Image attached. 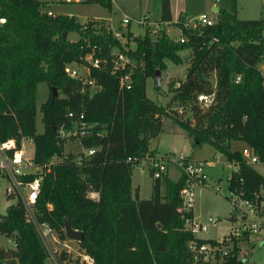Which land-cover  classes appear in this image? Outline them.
Here are the masks:
<instances>
[{
    "label": "trees",
    "instance_id": "16d2710c",
    "mask_svg": "<svg viewBox=\"0 0 264 264\" xmlns=\"http://www.w3.org/2000/svg\"><path fill=\"white\" fill-rule=\"evenodd\" d=\"M96 2L110 10V0ZM221 2L212 24L190 27L184 25L185 14L171 22L168 0H159L158 27L163 22L177 27L183 41L168 37L162 28L151 37L146 27L143 35L123 32L134 42L133 49L124 50L100 22L47 15L38 0H0V15L5 17L0 25V140L31 138L32 159L42 164L62 153L67 138H60L58 129L68 131L75 118L67 117V111L75 116L82 113L88 132L78 142L83 149H93L92 154L76 163L75 153H65L42 177L35 206L37 219L52 227L60 239L66 227L82 233L76 245L92 258V264H208L200 255L194 259L188 247L189 242L214 240L194 237L184 227L192 213L180 207L183 177H151L150 196L145 199H138L137 189L131 187L133 166L127 158L152 154L148 142L159 135L165 117L181 127L194 145L209 144L232 162L236 169L227 178L228 190L260 207L264 176L229 143L243 142L264 163V83L259 72L264 64V18L239 19L235 0ZM70 32L77 39H68ZM113 50L133 60L128 85L118 81L125 69L111 72ZM185 51V76L178 88L172 83L167 104L176 107L168 111L167 104L146 95V79L165 69L164 60L181 63ZM86 53L100 59L97 68L82 59ZM69 63L87 66L98 89L81 92L78 81L63 72ZM236 75L240 80L234 82ZM38 82H44L48 92L36 109ZM51 87L60 93L53 99ZM211 92L213 102L202 109L196 94ZM37 110L42 123L39 133L35 131ZM0 235L12 243L7 248L0 245V264L10 258L16 264L46 261L19 203L8 204L0 214ZM247 238L245 232L224 242L228 251L217 264H244L246 255L238 257V243ZM57 259L66 260V254L60 252Z\"/></svg>",
    "mask_w": 264,
    "mask_h": 264
},
{
    "label": "rangeland",
    "instance_id": "374dc122",
    "mask_svg": "<svg viewBox=\"0 0 264 264\" xmlns=\"http://www.w3.org/2000/svg\"><path fill=\"white\" fill-rule=\"evenodd\" d=\"M42 4V9H48L54 14H68L73 15L80 23L88 21H97L103 24L107 29L110 24L106 20L110 19L111 27L119 31H125V27H120V19L123 17L129 18L127 28L134 34L143 35L145 25L151 19L158 17V4L159 0H110V10L97 2L84 1V0H38ZM216 3L218 6L222 4L221 0H185V8L189 16H196L201 12H208V7ZM236 15L239 19H258L264 18V2L262 0H237L236 1ZM216 13V12H215ZM215 13H210V16L215 19ZM146 15L147 18L140 26L138 21ZM97 18V19H91ZM149 29L153 28V24L147 25ZM159 29V28H158ZM160 30V29H159ZM166 30V29H165ZM164 30V31H165ZM151 33V31H150ZM150 34L151 37L155 36ZM168 36L176 39L178 36L177 30L172 27L167 29ZM76 33L70 32L67 38L72 40L76 38ZM128 48V42L124 44ZM181 63H173L170 60H164L165 69L159 72V84L156 85L154 77L146 79L145 93L154 102L166 105L172 95V83L182 81L185 76V68L188 62V53H181ZM76 66V65H75ZM82 72V66H76ZM36 95V109L40 101H44L47 97V88L44 83L37 84L35 88ZM60 95L59 92H56ZM169 105V106H168ZM176 107L173 103L167 104V110ZM40 112L37 110L35 116V131H42V123L40 121ZM25 141V150L27 155L32 156L33 145L32 142ZM150 146L154 149L156 155H186L191 159L202 161V169L208 177V182L211 186L207 188L195 187L193 191V202L191 204V211L195 215V219L203 225H206V231L198 233V236L207 237L210 239H219L228 232L230 227L238 226L242 222L246 226L251 223L252 219L248 215L241 216L238 209L234 210L230 206L229 190L227 188V178L230 174L232 164L224 155L214 153L213 148L206 143L194 145L190 137L185 134L183 129L177 124L172 122L169 117L162 119L161 132L158 137L150 142ZM244 143L241 141H230L229 148L231 150H241ZM81 149L77 139L67 138L62 145V152L77 153ZM213 164L210 165L209 162ZM254 170L264 175V163L255 162L251 164ZM133 185H139V196L141 198H148L151 191V176L144 168L134 167L131 170ZM166 173L171 180L178 177V168H175L171 163L166 164ZM215 182L218 186L215 190ZM4 182L0 180V214L5 212L8 204L13 203L12 199H6L2 195ZM163 185L161 193H163ZM263 200L260 207L256 208L255 216H257L258 232H250L248 235L249 241H239L238 254L246 255L248 253L250 260L264 261V239H262V228L264 224V192ZM90 197L96 198V194H89ZM70 248L69 257L66 264L77 261L79 256L74 249L81 253L77 248L76 243L66 241ZM241 242V243H240ZM0 245L3 247H12L11 241L8 242L3 235H0ZM44 264H50L48 260Z\"/></svg>",
    "mask_w": 264,
    "mask_h": 264
},
{
    "label": "built area",
    "instance_id": "2783aa9c",
    "mask_svg": "<svg viewBox=\"0 0 264 264\" xmlns=\"http://www.w3.org/2000/svg\"><path fill=\"white\" fill-rule=\"evenodd\" d=\"M47 15L52 16L50 10H43ZM127 17L121 18V23L126 25L129 21ZM215 19L206 13H199L196 16L190 17L188 20L184 21V25L194 27L195 25H210ZM146 17H142L140 23H144ZM5 17L0 15V25L4 24ZM157 26H153L151 34L157 31ZM112 36L116 39L124 50L129 49L124 46L127 43V38L124 35V31L113 30L109 28ZM180 42L183 38L179 36L177 38ZM82 59L88 63L90 66L97 68L100 65V59L93 57L91 53H86ZM111 72L119 71L125 69L120 76H118V81L120 85H128L130 79V72L133 65V60L130 59L125 53L119 50H113L110 58ZM82 66V72L78 70L76 66ZM63 72L69 78L78 81L80 86V91L84 92L86 90L92 92L98 89L93 78L88 76V67L85 65H77L75 63L65 64L63 66ZM259 72L262 76L264 83V64L259 66ZM240 80V76L236 75L234 82ZM179 82L176 81L173 84L174 88L179 87ZM195 101L198 105L205 109L213 102V93H197L195 96ZM177 113L181 114L182 111L180 107L177 108ZM66 116L69 118H74L72 128L68 131L60 126L58 129V136L60 138L75 137L77 140L87 134V124L82 119V113L75 116L72 111H67ZM31 142V138H21L18 142L14 138H6L0 140V180L4 182V187L2 189V195L6 199H12L13 203H19L22 207L24 220L29 223L37 238L40 241L41 246L46 255V260L50 264H66L69 257V250H73L69 247L66 241L75 242V240L66 237L60 239L58 234L50 227L46 222L39 221L36 217V199L40 189V183L42 177L45 173H48L51 166L55 165L58 161L65 158V152L59 155H52L46 162L42 164H37L33 161L32 156L27 155L25 150V141ZM93 149L81 148L73 157V161L79 163L82 158L92 154ZM241 157L246 164H253L258 161L257 156L248 147H243L240 150ZM129 161L133 167L144 168L148 171L152 178H161L166 172V164L171 163L174 167L178 168L180 175L183 177V185L180 188L179 196L181 199V210L189 211L191 210V204L193 202V191L195 187L207 188L211 186L208 182V177L202 169V161L191 159L186 155H153L149 153H143L139 156L128 157ZM215 190L218 186L215 182ZM91 194V193H89ZM230 206L232 209H238L241 216H250L252 219L251 223L246 226L242 222L238 226L230 227L228 232L222 235L221 238L214 240L213 242H202L195 244L192 242L188 243L189 249L192 251L193 258L195 259L197 255L206 261L208 264H217L226 254L229 244L224 242H231L232 238L239 239L243 233L247 232H258L257 216H255L256 208H258L253 201L241 199L239 196L234 195L231 191L229 192ZM12 204V203H11ZM254 220V221H253ZM184 227L188 230L194 237L200 232L206 230V225L195 221L192 217L185 218ZM264 239V224L262 228ZM65 234V231H64ZM4 237V236H3ZM6 238V237H5ZM10 242L9 238H6ZM77 246V245H76ZM78 248V247H77ZM79 249V248H78ZM81 250V249H80ZM77 252L79 259L76 261L79 264L84 262L87 264H92V258L74 249ZM60 252L66 254L67 259L59 262L57 257ZM242 257V255H238ZM244 264H264L260 261L250 260L246 258L243 260Z\"/></svg>",
    "mask_w": 264,
    "mask_h": 264
},
{
    "label": "crops",
    "instance_id": "0c3cea01",
    "mask_svg": "<svg viewBox=\"0 0 264 264\" xmlns=\"http://www.w3.org/2000/svg\"><path fill=\"white\" fill-rule=\"evenodd\" d=\"M218 2H219V0H217ZM236 1L237 0H235V9H236ZM263 2H264V0H262ZM168 3H169V14H170V21L171 22H173V21H175L176 19H177V17H178V15L179 14H185V17H184V20L186 21V20H188L190 17H193V16H189V14L187 13V11H186V8H185V0H168ZM218 5L216 4V3H212L207 9H208V11H209V13L208 12H201V13H206V14H208L209 16H210V13H215L216 11H217V9H218ZM43 10H45V9H42V11ZM237 13V12H236ZM51 14L52 15H56V14H54V13H52L51 12ZM66 15H68V14H66ZM145 17H146V19L147 18H150L149 16H146V15H144ZM143 16V17H144ZM237 16V15H236ZM123 17V16H122ZM91 19H97V18H91ZM129 19V18H128ZM90 20V19H89ZM98 20H106L107 21V23H109L110 24V28L111 29H113L112 27H111V21H110V19H109V17H108V19H98ZM158 20H159V4H158V17L156 18V19H151L150 18V20L148 21V23H147V25H150V24H153V26H157V30H159L160 28H162L163 30H165L164 32L166 33V35L168 36V33H167V29H168V27L170 28V27H172V28H175L176 30H177V34H178V36L176 37V39L180 36V30L177 28V27H175V26H173V25H170V24H167V23H165V22H163L162 23V27H158V25H159V23H158ZM129 21V20H128ZM128 24H129V22L126 24V25H123L122 23H121V19H120V24H119V26L120 27H125V31H128V32H130V34L132 35V36H136V34H134L132 31H130L129 30V28H127V26H128ZM138 24L141 26L142 25V23H140V20L138 21ZM147 25H145V28L146 27H148ZM149 28V27H148ZM159 28V29H158ZM113 30H118V29H113ZM152 30H153V28H151L150 29V31H151V33H152ZM119 31V30H118ZM150 33V34H151ZM137 35H139V34H137ZM77 35H76V38H74V39H72V40H75V39H77ZM154 37V36H153ZM169 37V36H168ZM131 38V37H130ZM128 39L127 40V42H128V44H129V46H128V48L129 49H133V47H134V42L131 40V39ZM173 39V38H172ZM186 69V68H185ZM39 83H44V82H38L37 84H39ZM37 84H36V86H37ZM45 84V83H44ZM45 87H46V85H45ZM43 102V101H42ZM41 101H40V103H42ZM40 103H39V105H40ZM35 104H36V95H35ZM38 105V106H39ZM37 113V112H36ZM37 133H39V132H37ZM158 137V136H157ZM153 139H151V140H149V142H148V150L153 154V155H156V153H155V151H154V149L150 146V142L152 141ZM31 142H32V140H31ZM243 143V142H242ZM245 146V145H244ZM213 148V147H212ZM243 148V147H242ZM214 150V149H213ZM237 150V149H236ZM66 153V152H65ZM214 153H219V152H217V151H215L214 150ZM257 162H259V161H257ZM231 164H232V167H231V170H230V172L232 171V170H235L236 169V166L232 163V162H230ZM209 164L210 165H212L213 164V162L212 161H210L209 162ZM250 166H251V164H250ZM134 168V167H133ZM136 168V167H135ZM176 168V167H175ZM132 170V169H131ZM149 174V173H148ZM165 174H166V176L168 177V175H167V173L165 172ZM180 175V173H179V171H178V176ZM262 175V174H261ZM264 176V175H263ZM131 187L133 188V189H137V198L138 199H145V198H141L140 196H139V192H138V189H139V185L138 184H136V185H133V181H132V172H131ZM169 178V177H168ZM178 178V177H177ZM176 178V179H177ZM170 179V178H169ZM176 179H174V180H176ZM151 186V185H150ZM161 188H162V185H161ZM161 190V189H160ZM151 192V191H150ZM95 194V193H94ZM149 196H150V193H149ZM191 213H192V218L195 220V221H197L196 219H195V215H194V213H193V211H191ZM206 231V230H205ZM196 237H198V238H201V239H204V240H207V239H209V240H216V239H210V238H207V237H201V236H198V234L196 235ZM262 238H263V235L261 236ZM244 241H249V239L247 238V240H244ZM9 242V241H8ZM77 242V241H76ZM241 242H243V241H241ZM240 242V243H241ZM2 246V245H1ZM246 256H247V258L249 259V255H248V253L246 254ZM15 264H16V262H15Z\"/></svg>",
    "mask_w": 264,
    "mask_h": 264
},
{
    "label": "water",
    "instance_id": "95a60500",
    "mask_svg": "<svg viewBox=\"0 0 264 264\" xmlns=\"http://www.w3.org/2000/svg\"><path fill=\"white\" fill-rule=\"evenodd\" d=\"M93 2H96V0H92ZM154 79H155V83L156 85L159 84V70H155L154 71ZM51 91V99H53L57 94V90L54 87L50 88ZM65 235L67 238L75 240V241H79L82 238V233L80 231L77 230H73L70 227H66L65 229ZM15 259L14 258H10L6 261V264H15Z\"/></svg>",
    "mask_w": 264,
    "mask_h": 264
}]
</instances>
